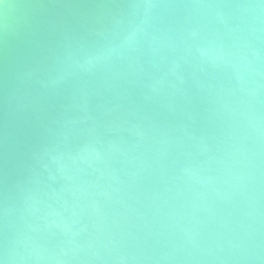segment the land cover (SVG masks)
<instances>
[{
    "label": "water",
    "instance_id": "95a60500",
    "mask_svg": "<svg viewBox=\"0 0 264 264\" xmlns=\"http://www.w3.org/2000/svg\"><path fill=\"white\" fill-rule=\"evenodd\" d=\"M0 264H264V0H0Z\"/></svg>",
    "mask_w": 264,
    "mask_h": 264
}]
</instances>
